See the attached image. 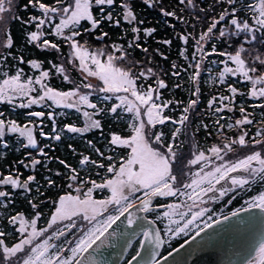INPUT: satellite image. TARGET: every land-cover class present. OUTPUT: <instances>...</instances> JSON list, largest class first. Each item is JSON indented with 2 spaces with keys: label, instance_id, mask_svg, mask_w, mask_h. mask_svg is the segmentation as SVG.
Instances as JSON below:
<instances>
[{
  "label": "snow or ice",
  "instance_id": "snow-or-ice-1",
  "mask_svg": "<svg viewBox=\"0 0 264 264\" xmlns=\"http://www.w3.org/2000/svg\"><path fill=\"white\" fill-rule=\"evenodd\" d=\"M144 2L148 3V0H144ZM12 3L13 0H0V14L8 12L10 8L6 7V4L11 6ZM214 3L216 6L223 7L228 5L230 7H223V11L218 14V17L208 15V12L213 11V6H209L208 9L199 8V12L204 13V15H196L195 18L198 23L205 25V30L195 40L197 47L192 54V62H189L188 68L181 69L173 63L171 67L175 71L171 73L172 76L179 77L181 71L187 72L190 68L192 69L190 80L194 85H198L201 72L203 71L204 58L215 53L218 56L227 58L221 61L225 67L219 74L220 83H224L225 74L231 73L235 76L239 73L252 84L249 95L253 98L264 99V0H257L254 4L241 3V0H214ZM116 4L117 0H54L52 3L48 2V0H27V3L23 6L25 11L29 7L39 11L40 15L30 16L28 20L21 21L25 24L35 22L37 29L50 22L54 16L60 15L63 17L55 25L54 32L49 34L62 37L68 43L72 53L67 63H73V57L79 60V70L86 73L85 79L87 77H97L103 82V86L97 87L90 83L76 84L66 74L64 66L53 64L52 67L63 76V80L74 85V90L72 91L58 92L43 83L48 78L49 72H42L35 81L29 77L26 83H21L23 69L18 68L15 75L8 76L7 72L4 73L7 78L0 83V103L7 102L11 104L13 96L10 93L28 95V93L36 91L35 88L31 87L33 83L41 85L43 94L37 98H30L27 103H22L18 107L29 108L32 105L42 103L46 99L57 101V103H59V100L68 101L71 97L77 96L81 87L95 88L100 93H112L113 95L123 92L128 95H116L115 98L119 103L113 104L107 111L111 114L119 115L118 110L123 109L133 114L132 120L135 123L130 125L133 132L130 137L124 138L116 134L111 135L109 141L111 145L131 150L127 157L122 159L118 169L115 163H111L112 156H105L103 152L96 149L100 157L110 162L106 171L113 173L114 179H105L103 183H97L94 180L81 181L82 184H91V187H88L84 193V198L81 199L79 196L60 197L58 206L52 213L47 227L37 228V222L41 215L39 211L35 212L34 218L30 221L26 220L21 213L7 218L8 224L14 226L15 232L19 233V239L17 242L8 245L5 240L11 233L0 231V264H82L80 258L94 245H97L98 242L103 244L106 234H109V229L117 221H120L121 217H124L126 213H128L127 227L132 228L136 223V218L129 213V209L136 206L134 200H138L141 211L151 212L156 211L150 206L154 198L157 197L185 198L181 199L179 203L159 205V207L167 209L156 216V220L167 221L164 236L171 240L181 234L187 236L189 232L194 231L195 235L192 239L195 240L201 232L211 228L213 223H220L218 219H213L214 214H209L211 209L202 205L217 201L237 188L243 190L245 185H249L250 181H254L257 177L264 180V103L251 105L253 109L259 108L261 110L262 117L256 122L261 127L256 128L254 135L250 134V129L254 126L255 117L252 112L240 107L241 118L235 119L234 123H221L224 120L223 116H218L214 122L220 135H223L220 130L224 129L225 126L228 129H238L239 131L234 133L235 138L231 136L224 137L219 144L213 145L208 149L210 156H206L204 151H193L191 153L192 158L186 160L185 155L180 151L182 142L179 137L182 128L187 135V128L191 123L189 112L196 108L199 102L198 99L189 100L187 106L183 108L179 119H173L164 114V110L169 108L172 101L158 102L161 100L160 90L167 88V84L164 79L159 78V74L153 68L146 67L144 70L135 72L133 69L140 62L130 58V54L122 46H112L114 52L120 53L119 56H115L113 53H106L103 48L96 52H89L84 47V44L76 39L82 35L79 30L71 31L70 35L63 34L64 28L70 24L75 28L83 19L91 22V27H85L83 33L91 35L94 30L100 28L103 21H112V12L106 11V9L116 6ZM179 4L196 7L194 0H179ZM237 5H240V7H237ZM93 6L97 8L100 14L98 18L93 16L91 11ZM148 6L154 7L155 5L148 3ZM122 7L128 9L124 14V19L130 23L134 21L136 18L127 0H125ZM161 12L164 16L176 15L174 11L165 10L162 5ZM241 13H249L250 15L242 19ZM177 18L180 19L179 17ZM16 19L20 18L17 17ZM138 23L142 24L143 21ZM222 23L224 26L218 28ZM119 24V20H116L114 26H119ZM131 31L139 33L140 29L133 27ZM154 31V28H148L145 33L147 36H151ZM44 35V32L33 31L28 34L27 40L29 43L35 42ZM107 36L108 33L101 28L100 34L95 39L103 41ZM233 37L237 39L233 40ZM241 37L242 40L240 39ZM179 39L187 44L189 36L180 35ZM214 39H223L228 43L229 47H232V51L218 52L216 46L213 45L211 52H206L201 42H208ZM84 43H87V41ZM162 43L171 44V41L164 40ZM233 45L237 46L233 47ZM37 46L44 49H53L57 52L60 51L59 44L48 39L42 40ZM13 47V39L4 32V17L0 15V48L12 49ZM128 47L141 48V45L136 40H133L129 42ZM142 51L147 54L149 49L143 47ZM197 53L201 54L199 59L197 58ZM180 55L185 60H188V56L184 52H181ZM100 57H106V59L102 62ZM163 58L167 59V57ZM7 59V56L0 55V65L6 63ZM17 59L20 63H24L22 57ZM89 60L94 69L89 66ZM116 61H124L125 66H118ZM229 61L236 65L235 69L228 66ZM30 63L32 68H40V64L36 61L33 60ZM145 63H150V58ZM73 67H75V64H73ZM150 78H155V86L152 84H147L146 86L143 84L138 85L137 83V81ZM176 87L179 88L180 85L177 84ZM228 91L234 99L237 89L229 85ZM199 94L200 88L197 86L192 95L198 97ZM129 95L134 100H129ZM111 98V96L107 95L104 97L105 100ZM228 100V96L219 97L220 106H216L212 114L222 113L228 108V105L224 103V101ZM79 101L97 111L91 114L88 112L83 113L88 118V123L85 127L81 128L67 124L65 125L66 131L68 133L82 134L93 128H101V121L98 119L93 120L92 116L104 112L105 109H97L96 104L88 101L87 95H80ZM216 103L217 97L213 96L208 102V107L212 109ZM64 106L74 107L75 105L65 103ZM27 115L30 118H40L44 117L45 113L42 111H31ZM3 117L4 113L0 112V140L5 137L6 133H19L21 136L27 137V145L25 147L37 148V141L33 138L32 130L27 125L21 128L16 121L6 120ZM48 118L52 119L53 132H55L53 114L49 113ZM168 122L178 124L181 127H176L171 132L170 140L166 143L165 133L155 129H157V125H165ZM203 127L208 129L209 125L203 124ZM40 135H45L42 129ZM53 138L59 141L61 135L56 134ZM89 144H91L90 141ZM3 146L5 148L8 147L7 143H4ZM238 149L245 151L246 154L242 158H237L235 162L225 161V157L229 153H237ZM38 151L41 155L47 156L43 148L38 149ZM27 155L31 157V153ZM216 160L221 161V163L216 164ZM20 163L23 164L24 161H20ZM40 163L39 159H31L32 166ZM59 163L72 173L69 177L70 180L77 181L80 179L77 169L71 168L64 160H59ZM79 164L81 166L91 164L101 169L105 168L104 163L98 164L88 156H83L79 160ZM197 165L199 167L192 171L191 166ZM253 165L257 166L254 167ZM24 166L28 167L29 165L25 164ZM206 169L208 170L206 171ZM240 172L247 173V176L232 175V173ZM56 175H60V173H56ZM228 180H230L232 188L221 187L218 189L216 187L221 181ZM33 181H35V176L31 175L21 182L19 174L15 176L12 174L6 176L0 174V185H11L12 188L30 190L29 184ZM47 183L49 186H55V182L52 179H48ZM104 189H108L111 192L109 198L93 199V191H103ZM76 191L79 192L80 188L77 187ZM37 192H39V188H37ZM137 193H142V195L137 196ZM209 193L212 195L209 196ZM0 198H2L0 199V204H3L5 200L11 203L9 193L6 191H0ZM246 204L250 208H264V192L252 197L250 201H246ZM31 207L37 209L38 205L31 203ZM244 210L246 211L247 209ZM236 215L237 212L232 213V216ZM174 217H178V219ZM223 219L228 220V216H224ZM152 223L154 224L155 221H152ZM138 234L143 236V239L139 241L141 249L145 247L146 242H154L157 247L167 242L160 236L159 230L145 228ZM187 243L188 241L186 240L185 244ZM140 257L141 252L138 250L127 261V264H134ZM258 257L259 259L255 264H264V244L259 248ZM164 260L166 262L167 257H164ZM156 264H160V262L156 261Z\"/></svg>",
  "mask_w": 264,
  "mask_h": 264
},
{
  "label": "trees",
  "instance_id": "trees-1",
  "mask_svg": "<svg viewBox=\"0 0 264 264\" xmlns=\"http://www.w3.org/2000/svg\"><path fill=\"white\" fill-rule=\"evenodd\" d=\"M52 3L54 0H48ZM256 0H241V3H256ZM27 3V0H17L15 11L13 16L9 20L6 33L10 35L14 42V47L12 49H4L0 51V55L7 56L8 59L6 63L0 65V79L7 78L4 76V73L7 72L8 76L15 75L18 68L23 69V75L21 78L24 80L29 77L32 80L36 79L40 69L49 70L50 75L47 79L44 80V83L47 86L51 87H67L74 86L73 84L64 81L63 77L52 67L53 64L58 65L61 63L62 66L68 71L70 79L75 81L76 84L79 82L83 83L82 76L77 70L76 66L73 67L72 63H67L68 58L71 54V48L68 46V43L63 40L62 37H57L49 33L54 32V27L58 24L59 15L54 16L50 22H47L42 28L37 29L35 27V22L33 23H22L21 21L28 20L30 16L40 15L37 9H32L29 7L27 11L24 10V4ZM125 3V0H117L116 6L106 9V11H111L113 19L112 21H103L100 28L93 31L91 35L83 33L85 27H91V22L87 20H81L79 25H76L75 28L70 27V34L73 30H79L82 35L77 37L84 47L90 50H96L103 48L108 53H113L115 56H119V52H114L113 45L122 46L129 54L130 58H134L140 63L133 69L135 72L143 70L141 66L151 67L155 72H157L161 79L165 80L167 88L161 89V100L163 101H172L169 105V108L164 110V114L172 117L173 119H179L182 110L187 106L189 100L198 99V105L195 109L190 110L189 116L191 123L187 128V135L185 134L184 129L182 128L181 135L179 140L182 142L181 150L186 151L189 147V134L191 144L194 142L195 146L198 147L201 144H208L218 139L220 133L217 132L214 125L215 120L218 116H223L224 120L221 123H234L236 117L242 115L239 111L240 107L246 108V110L253 113L255 117L254 126L250 129V134L254 135L256 128L261 127L259 121L261 117V110L259 108L253 109L252 104L264 103V99H257L249 95L250 84L248 81L243 80L237 73L233 76L231 73L227 74V77L224 79V83H220L219 74L225 67L224 63L221 61L226 60V57H221L213 53L210 56L204 58L203 61V71L199 78L198 85H194L190 80V74L192 69H188L187 72L181 71L179 77L172 76V72L175 69H172L171 65L175 63L179 68L185 69L188 68L189 62H192V54L196 51L195 40L199 38V35L202 31L205 30V25L197 22L195 16L201 15L204 13L199 12V8L208 9L209 6H213V11L208 12L209 16H217L223 11V7H230L228 5L216 6L214 0H194L196 7L193 8L187 4H179V0H148V3H152L155 6L149 7L148 3H145L144 0H127L131 10L134 12L135 20L131 23L124 19V14L128 9L122 7ZM161 5L167 11H174L175 16H164L161 12ZM240 7V5H237ZM94 17H99V12L95 6L91 8ZM249 13H241V18H246ZM19 17L20 19H16ZM179 17L180 19H178ZM41 18H43L41 16ZM119 20V26H114L115 21ZM143 21V23H138ZM223 24V23H222ZM222 25L218 26L221 27ZM133 27H138L140 29L139 33H133L131 29ZM108 33V36L104 38L103 41L95 39L97 35L100 34V29ZM148 28H154L155 31L151 36H147L145 30ZM37 31L44 32L45 35L41 37L39 42L29 43L27 36L29 33ZM180 35H188V43L185 44L181 39ZM138 37V40H137ZM48 39L51 42L58 43L60 46V51L57 52L53 49H44L38 47L42 40ZM136 40L141 45V48H129V42ZM170 40L171 44H164L162 41ZM87 41V43H84ZM215 45L217 51H232V47H229L223 39L212 40L204 43V50L206 52H211L212 46ZM237 45H233L235 47ZM143 47H147L149 52L145 54L142 51ZM159 50V52H157ZM181 52H184L188 56V60H185L183 56L180 55ZM162 54V55H161ZM200 53H197V58L199 59ZM22 57L24 63H20L17 58ZM163 57H167L164 59ZM150 58V63H145ZM36 61L42 66L38 69H34L31 66L30 61ZM121 65L125 66L124 61H117ZM230 62H228L229 64ZM167 73V75H165ZM141 84H152L155 86V78H150L148 80L137 81ZM179 84L180 87L177 88L176 85ZM231 85L237 89V94L235 98H232V94L228 91V86ZM200 88L199 96H193L192 93L195 91L196 87ZM217 97V103L213 106L212 109L208 107L209 100L213 97ZM228 96L229 100L224 101L228 105L222 113L213 115L214 108L220 106L219 97ZM114 101V97L111 98V102ZM118 103V102H117ZM231 109V110H229ZM119 115H114L108 112L106 114L105 120V130L102 132V135L97 137L95 140L96 143L101 144L103 149L110 151L111 156V144L109 143L111 135L114 130H117V133L120 135H128L130 128V116L123 112L122 109L118 110ZM12 113V112H11ZM241 118V117H239ZM252 118V117H250ZM135 123V122H134ZM203 124L209 125L208 129L203 127ZM176 127H181L178 124H172L171 122L166 123L165 125H157V129L165 133V142L167 143L170 140L171 132L174 131ZM190 129V130H189ZM199 129V131H197ZM223 135H233L237 132L236 129H228L226 126L224 129L220 130ZM211 133V135H209ZM194 134V135H193ZM217 141V140H216ZM86 146H90L86 143ZM87 149V148H86ZM130 149L118 147V167L122 162V159L127 157ZM113 159L115 155L113 154ZM108 160L104 159L105 168L93 171L92 178L103 182L106 178L112 175L106 171ZM109 162V161H108ZM262 190H264V180H261L257 177L254 181H250L249 185H245L244 189H236L235 191L229 192L225 197L224 201L215 204L212 206L211 213L214 214L213 219H216L219 214L228 213L231 210L247 206L246 201H250L252 197H255ZM238 193V194H237ZM235 197V198H233ZM180 198V197H179ZM177 197H157L154 198L152 202V208L156 211L147 212L148 217L155 221L160 229H165V221L161 222L156 220L158 213H162L167 209L159 207L162 204H168L170 201H175L179 199ZM230 201V202H229ZM221 204V207L219 205ZM162 231V230H161ZM194 231L190 232V235ZM182 237L171 245L163 246L162 254L170 250L176 243L181 241ZM142 238L139 237L130 247L126 254L125 260L129 259L131 256L135 255L136 251L140 249L139 241ZM173 239V238H172Z\"/></svg>",
  "mask_w": 264,
  "mask_h": 264
},
{
  "label": "flooded vegetation",
  "instance_id": "flooded-vegetation-1",
  "mask_svg": "<svg viewBox=\"0 0 264 264\" xmlns=\"http://www.w3.org/2000/svg\"><path fill=\"white\" fill-rule=\"evenodd\" d=\"M1 81L2 80L0 79V82ZM31 87L35 88L36 91L30 92L28 93V95L10 93V95L13 96L12 103H0V112L4 113L3 118H5L6 120H14L19 126H33V132L35 133L37 140V148L25 147L26 139L18 133H6L5 137L0 140V174H3L5 176L9 174L15 176L19 174L21 182L26 180L30 175L35 176V181L29 184L30 190H25L22 188H12L11 185H0V191L8 192L11 200V203H8V201L5 200L3 204H0V231L11 233L5 240L6 244L8 245L17 242V240L19 239V233L15 232L14 226L8 224L7 218L9 216L21 213L26 220L30 221L32 218H34L35 212L39 211L41 215L37 222V228L47 227V223L52 213H54L55 208L58 206L60 197L73 196L77 193V187L80 188L79 192L81 194L85 193L87 191V188L91 187V184H82L81 181L94 180L97 183L104 182H99L92 178L93 171H98L100 170V168L95 167L91 164L81 166L79 164V160L83 156H88L91 160H95L98 164L104 163V158L99 156L96 149H99L101 152H103L105 156L110 155V151L103 149L102 145L96 143L95 140H97V137L99 135H102V132L105 130L106 114L108 116L107 110L113 104H116L118 102L115 96L113 102H111V99L105 100L104 97L106 95L111 97L113 96L108 93H100L96 89H93V92L88 95L89 102L96 104L97 109H105L104 112L95 115L100 118L101 128L93 129L90 132L82 134L68 133L65 129V125L72 124L74 126L80 127L85 123L82 115V108L92 110L94 113L97 111L96 109L87 107V104L79 101V96L84 95L85 91H79L77 96L71 97L68 101L59 100V103H57V101L46 99L42 103L32 105L29 108L18 107V105L22 103H27L30 98H37L39 95L43 94V91L40 90L37 86L31 85ZM51 88L55 89L58 92H68L74 90V86ZM79 90H85V88L81 87ZM65 103L74 104L75 106L65 107ZM31 111H42L45 113V116L40 118H30L27 113ZM123 112L127 113L132 121V115L127 111ZM49 113L53 114L55 120V132H53V121L52 119L48 118ZM131 121L130 125L133 123H131ZM41 129L45 133L44 136L40 135ZM128 130L129 134L126 135V137L131 134V126ZM56 134L61 135V139L59 141L53 138ZM113 134L120 135L117 133V130H114ZM223 137L227 136L224 135ZM216 140H214L213 142H209L208 144H201L200 146H198V150L204 151L205 155L207 156L208 154H210L208 152V149L215 145ZM89 141L91 142V144H89ZM4 143H7V148L3 146ZM86 143H88L90 146L87 147ZM40 148H43V151L47 153V156H43L39 153L38 149ZM111 151V156H113V154L115 155V158L113 161H111V163H115L118 169V147L111 145ZM28 153H31V157L27 155ZM32 158L39 159L41 163L32 166ZM59 160H64L66 164L71 166V168L77 169L80 179L77 181L70 180L69 177L72 173L69 169H66L63 165H61L59 163ZM20 161H24V163L21 164ZM106 163L109 165L110 162L107 161ZM25 164L29 166L25 167ZM56 173H60V175H56ZM114 178V174L112 173V175L106 179ZM48 179H52L55 182V186H49L47 183ZM37 188H39V192H37ZM92 196L93 199L96 200L107 199L111 196V192L108 189H104L103 191L95 190L93 191ZM224 197L217 201H212V203L209 204L212 206L220 203L224 200ZM30 201L31 203L37 204L38 208L33 209L31 207ZM5 205H7V207H5ZM219 207H221V204L219 205ZM166 223L167 221H165V224ZM16 227H18V225H16ZM161 230V237L167 242L161 245L157 255L152 260V263H154L161 257L163 246L171 245L176 240L185 237L183 240L179 241L173 246L175 247L190 236L189 232L187 236L181 234L169 240L168 237L164 236V229ZM139 237L143 239V236L138 234L132 240L130 246L126 250L119 264H127V261L131 259L130 257L129 259L125 260L126 254L131 245ZM263 243L264 239H262L254 249V256L251 257L253 255L251 254L249 258L247 257L241 264H247V261L250 258H256L255 251ZM249 264L252 263L250 262Z\"/></svg>",
  "mask_w": 264,
  "mask_h": 264
},
{
  "label": "water",
  "instance_id": "water-1",
  "mask_svg": "<svg viewBox=\"0 0 264 264\" xmlns=\"http://www.w3.org/2000/svg\"><path fill=\"white\" fill-rule=\"evenodd\" d=\"M84 112L94 113L92 110L82 108V115ZM83 118L85 123L80 126L81 128L88 123V118L84 115ZM92 119L100 120L95 115L92 116ZM20 127L24 128L23 126ZM28 127L32 130L33 138L36 139L33 126ZM22 137L26 139L27 145V137ZM246 174L244 172L232 173V175L240 176ZM230 185L231 182L228 180L221 181L216 187L219 189ZM211 195L209 193V196ZM235 212H237L236 216H232L233 212L225 215L228 216V220H224V216L218 218L220 223H213L211 228L205 229L195 240L192 239L195 234L192 235L187 239V244L183 242L157 261L160 264H241L254 253L257 244L264 239V208L246 207ZM129 213L136 218V223L132 228L127 227L128 213H126L120 221H117L109 229V234H106L103 244L98 242L80 258L82 264H119L138 233L145 228L158 230L156 224H153L146 213L140 210L139 204L129 209ZM160 247L161 245L157 247L154 242H146L145 247L139 250L141 257L134 264H156V261L152 263V260L157 255ZM164 257H167L166 262Z\"/></svg>",
  "mask_w": 264,
  "mask_h": 264
},
{
  "label": "rangeland",
  "instance_id": "rangeland-1",
  "mask_svg": "<svg viewBox=\"0 0 264 264\" xmlns=\"http://www.w3.org/2000/svg\"><path fill=\"white\" fill-rule=\"evenodd\" d=\"M257 1V0H256ZM16 3H17V0H13V3H12V5L11 6H8L7 4H6V7H9L10 8V10L8 11V12H6V13H3V14H0V15H2L3 17H4V32L6 33V27H7V24H8V22H9V20L11 19V17L13 16V13H14V11H15V7H16ZM63 17H61L60 15H59V20H58V23L60 22V20L62 19ZM53 19V18H52ZM222 26H224L223 24H222ZM221 26V27H222ZM70 27H72V25L70 24L68 27H66V28H64V30H63V34L64 35H70ZM54 30H55V27L53 28ZM217 35H218V32H217ZM233 40H236L237 38H235V37H233L232 38ZM241 40H242V37L240 38ZM35 42H39V41H35ZM203 45H204V43L205 42H201ZM86 48V47H85ZM89 52H96V51H98V50H100V49H92V50H90V49H88V48H86ZM2 50V48H0V51ZM106 53H108L107 51H105ZM71 53H72V51H71ZM71 55V54H70ZM100 59H101V61L103 62L105 59H106V57H100ZM227 59V58H226ZM230 62V61H229ZM88 63H89V66L90 67H93V69H94V66H92L91 65V63H90V60L88 61ZM72 64H75V66H76V68H77V70L79 71V73H80V75L82 76V79H83V83H90V84H93L94 86H97V87H102L103 86V82L102 81H100L97 77H87L86 79H85V77H86V73H83V72H81L80 70H79V60H77V59H75L74 57H73V63ZM116 64L118 65V66H123V65H121L119 62H117L116 61ZM58 65H62L61 63H58ZM228 66L229 67H232V68H236V65L235 64H233L232 62H230L229 64H228ZM142 68H143V70L146 68L145 66H141ZM224 69V68H223ZM44 71H47V72H49V70H46V69H40V71H39V74H38V76L37 77H39L40 76V74L42 73V72H44ZM223 71V70H222ZM60 74V73H59ZM66 74H68V71L66 70ZM228 74V73H227ZM227 74H225V77H224V79L227 77ZM49 75H50V72H49ZM61 75V74H60ZM62 76V75H61ZM243 80H245V78L242 76V75H239ZM63 77V76H62ZM159 78L161 79V77H160V75H159ZM27 80L28 79H26V80H24L23 78H21V83H26L27 82ZM33 81H35V79L33 80ZM245 81H247V80H245ZM249 82V84H250V90H251V88H252V84H251V82L250 81H248ZM0 83H2V81L0 82ZM43 83H44V81H43ZM138 83V82H137ZM79 84H81V82H79ZM141 83H138V85H140ZM33 86H37L40 90H42L41 89V85H38V84H35V83H33L32 84ZM143 85H145V84H143ZM146 86V85H145ZM257 87H259V85H257ZM93 89H95V88H92V89H88V88H85V90H79V91H85V93H84V95H89L90 93H92L93 92ZM79 91H78V93H79ZM95 91V90H94ZM108 94H110V95H112L113 97L114 96H116V95H121V96H123V95H128V94H126V93H123V92H121V93H117V94H115V95H113L112 93H108ZM129 100H134V98L133 97H131L130 95H129ZM88 101H89V99H88ZM118 101V100H117ZM118 103H119V101H118ZM123 110V109H122ZM124 111V110H123ZM131 115H133L132 113H130ZM239 117H241V115L239 116H237L236 117V119H238ZM134 123L135 121H131V123ZM237 130V132L239 131L238 129H236ZM133 134V132L131 131V134L128 136V137H130L131 135ZM194 135V134H193ZM121 137H124V138H128V137H126V136H122V135H120ZM224 135H222L221 137H220V139L218 140V141H216L215 142V145H217V144H219L220 143V141L224 138L223 137ZM225 136H227V135H225ZM231 137L232 138H235V135L233 136V135H231ZM193 151H196V152H198L197 150H196V147H195V144H194V142L192 141V144H191V140H190V134H189V147H188V149L186 150V151H183L182 153L185 155V158H186V160L187 159H191L192 158V156H191V153L193 152ZM244 154H246L245 153V151H243V150H240V149H238V151H237V153H229L228 154V156H226L225 157V161H232V162H235V160L237 159V158H242V156L244 155ZM211 154H208L207 156H210ZM214 159V158H213ZM215 163L216 164H220L221 163V161H219V160H216L215 161ZM254 167H256L257 165H253ZM199 166L197 165V166H191V168H192V171H195L197 168H198ZM208 169H206V171H207ZM247 176V175H246ZM233 187V186H232ZM261 192H264V190H262ZM260 192V193H261ZM259 193V194H260ZM259 194H257L256 196H258ZM137 196H140V195H142V193H137L136 194ZM74 197H76V196H79L80 198H84V193H80V192H77L76 194H74L73 195ZM72 196V197H73ZM181 199H185L184 197H180ZM136 201H138V200H136ZM172 203H177V201H170L168 204H172ZM209 203H212V201L211 202H209ZM209 203H207V204H205V205H202L203 207H209L210 206V204ZM174 218H176V219H178V217H174ZM264 244V243H263ZM261 246V245H260ZM260 246H259V248H260ZM259 248H257L256 249V251H255V256H256V258L254 257V259L253 258H250L248 261H247V264H249L250 262L252 263V264H255V262L259 259V257H258V252H259ZM257 253V254H256ZM254 256V254L251 256V257H253ZM249 258V257H248Z\"/></svg>",
  "mask_w": 264,
  "mask_h": 264
}]
</instances>
